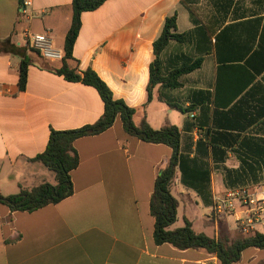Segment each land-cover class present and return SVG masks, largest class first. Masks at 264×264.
<instances>
[{"label":"crops","instance_id":"1","mask_svg":"<svg viewBox=\"0 0 264 264\" xmlns=\"http://www.w3.org/2000/svg\"><path fill=\"white\" fill-rule=\"evenodd\" d=\"M30 2L28 15L21 16L19 0H0V173L9 185L4 191L0 184L4 195L55 184V175L31 160L46 150L52 130L93 124L104 112L95 88L54 73L61 60L44 58L24 35L48 33L63 53L72 0ZM174 13L178 33L203 27L199 46L208 54L181 78L179 89L157 87L149 100L153 44ZM73 56L80 73L92 68L115 99L138 109L136 125L145 119L156 130L176 126L182 148L209 164L214 205L205 206L182 185L178 172L172 194L179 207L170 229L188 220L197 233L216 239L245 237L239 225L246 207L236 203L230 215L218 216L215 205L235 190L264 189V182L228 189L223 170L264 181V0H106L82 13ZM24 59L29 65L22 91ZM160 94L190 112L172 108ZM74 149L79 165L71 172L72 196L33 212L0 203V264H218L205 250L154 242L150 201L170 147L129 135L118 117L102 134L76 140ZM252 231L264 234V226ZM234 264H264V249H245Z\"/></svg>","mask_w":264,"mask_h":264},{"label":"trees","instance_id":"2","mask_svg":"<svg viewBox=\"0 0 264 264\" xmlns=\"http://www.w3.org/2000/svg\"><path fill=\"white\" fill-rule=\"evenodd\" d=\"M19 1L21 5L24 2V0ZM105 1L72 0L71 26L66 34L61 66L51 69L69 82L82 83L95 88L104 103L102 116L95 123L77 129L52 130L46 150L31 161L41 163L51 171L55 175L56 183L45 182L33 188L20 187L19 192L12 195H4L0 192V203L14 212H33L72 196L74 187L71 172L79 165L74 142L80 138L102 134L110 129L119 117L129 135L147 143L164 144L172 149V156L167 165L158 173L150 201V212L155 220L154 242L156 245L167 243L178 250H205L208 254L217 257L218 264L239 262L242 252L250 247L264 249V234L259 232L238 240H231L228 236L216 239L204 233H197L188 220H185L184 227L170 229L177 221L179 207V201L172 194V185L177 173H180L181 184L196 192L203 204L210 207L214 205L211 169L207 162L199 160L197 156L191 157L189 148L188 150L182 148L181 133L176 126L166 125L156 130L145 119L140 125H136L134 116L138 109L128 106L122 99H115L110 87L92 68L79 72L78 61L73 56V50L81 29V15L84 12L98 9ZM177 19L176 13L168 16L160 35L154 41L155 58L150 64V79L147 87L149 100H152L154 89L157 87L160 91L179 89L182 86L181 78L200 68L203 55L208 54L199 46L203 39L199 30L201 31L203 27H196L187 33H178ZM208 39L210 40V37ZM174 43L176 47L172 46ZM28 65L27 59L22 60L19 77V88L22 91L25 90L27 84ZM159 99L183 113L190 112V108L174 105L161 94ZM249 166L250 170L257 167L256 165ZM223 170L225 171L224 183L228 189L264 182L257 179L246 180L240 177L238 170L226 167H223Z\"/></svg>","mask_w":264,"mask_h":264},{"label":"built area","instance_id":"3","mask_svg":"<svg viewBox=\"0 0 264 264\" xmlns=\"http://www.w3.org/2000/svg\"><path fill=\"white\" fill-rule=\"evenodd\" d=\"M31 6L30 0H24L20 7V15H28V7ZM28 44L32 49L38 51L44 58L52 60H61L63 53L57 51L54 47L52 38L47 34L24 33ZM236 203L245 206L246 219L240 222L239 228L249 233L255 225L264 226V189L253 193L247 189L232 191L225 197H222L215 205V212L218 216H228L231 214Z\"/></svg>","mask_w":264,"mask_h":264},{"label":"rangeland","instance_id":"4","mask_svg":"<svg viewBox=\"0 0 264 264\" xmlns=\"http://www.w3.org/2000/svg\"><path fill=\"white\" fill-rule=\"evenodd\" d=\"M51 173V172H50ZM6 173H0V184H1V187L3 188V190L5 191L4 189V186H9L6 184V180H7V177L5 176ZM52 174V173H51ZM178 224H182V221L181 219L178 220ZM254 231H250L249 233H245V236H248V235H251L253 234ZM247 234V235H246Z\"/></svg>","mask_w":264,"mask_h":264}]
</instances>
